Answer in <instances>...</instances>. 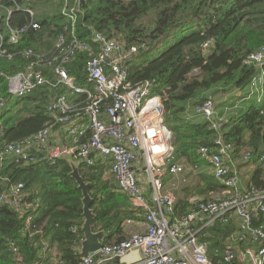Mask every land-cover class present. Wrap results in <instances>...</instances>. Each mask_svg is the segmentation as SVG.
<instances>
[{
	"label": "trees",
	"instance_id": "1",
	"mask_svg": "<svg viewBox=\"0 0 264 264\" xmlns=\"http://www.w3.org/2000/svg\"><path fill=\"white\" fill-rule=\"evenodd\" d=\"M72 7L77 16L73 33L64 13ZM24 9H31L33 15ZM33 22L37 29L31 27ZM12 32H18L15 42L10 40ZM94 32L119 40L126 48L136 47V54L127 62L131 83L153 79L156 83L153 91L160 95L175 147L172 162L184 168L177 177L169 178L177 185L176 215L190 209L189 197L206 199L222 188L212 175L199 171L202 161L196 150L200 145H210L220 133L233 144L235 153L246 148L253 157L264 154V97L255 103L243 99L246 108L224 119L219 117L224 110L215 111L213 121L221 122L218 128L193 113L195 106L217 94L225 96L219 103L222 107L246 97L257 69L244 60L264 46V0H0V98L6 100L0 107V152L8 145L33 142L47 124L53 125L52 130L59 126L46 111V103L53 97L50 87L43 85L25 96L10 97L8 78L32 64L51 79L52 67L60 64L59 57L52 60L58 56V39H65L67 46L73 34L87 42ZM91 55L76 51L60 66L83 86ZM231 89L243 93H226ZM61 90L57 87L54 92ZM85 98L81 96L79 101L84 103ZM29 152L35 154L34 149ZM105 168L98 162L82 164L80 173L91 182L92 229H103L102 241L108 243L123 239L125 221L135 215L125 195L118 194L117 184L103 178ZM68 171V164L58 157L39 163L8 159L2 164L0 193L22 183L30 193L38 188L43 206L30 224V230L37 232L29 236L23 230L24 215L0 204V264H15L10 241L20 247L27 264L40 261L41 237L49 243L48 256L66 264L79 262L80 255L73 248L77 237L71 227L82 223L81 192ZM247 184L264 187V159H258ZM232 229L230 225L211 229L212 260L220 259L213 249L222 245Z\"/></svg>",
	"mask_w": 264,
	"mask_h": 264
},
{
	"label": "built area",
	"instance_id": "2",
	"mask_svg": "<svg viewBox=\"0 0 264 264\" xmlns=\"http://www.w3.org/2000/svg\"><path fill=\"white\" fill-rule=\"evenodd\" d=\"M76 8L64 11L71 20L73 33L77 16ZM30 16L31 9H24ZM10 12L6 17L8 21ZM38 28L36 22L31 23ZM18 32H12L10 40L17 41ZM60 64L68 61L76 51H88L92 55L84 69L85 85L77 84L74 77L60 66L52 67V77L47 79L42 70L32 64L25 71L8 78V93L25 96L43 85L50 87L53 97L46 103V111L53 123L66 128V133L76 137L78 122L85 118L89 137L80 144L62 145L48 149L52 127L47 124L33 138L21 145H8L0 152V167L11 159L24 163H39L57 157L63 151L72 152L75 159L86 166L98 160L109 162V172L118 190L125 195L135 217L126 219L123 231L131 229L122 240L104 243L101 249L90 255L80 256L77 264H264V187L248 186L241 181V165L253 159L254 164L264 159L245 153L237 157L235 148L220 133L210 145H200L196 154L207 166L212 177L222 188L208 195L188 198L190 209L181 216L176 215L177 186L169 178L183 172V166L172 162L175 147L172 133L164 120L165 110L160 95L154 92L156 83L147 80L139 83L129 81L128 60L137 52L136 47L126 48L114 38L94 32L91 39L81 42L71 36L65 46L62 37L56 43ZM245 65L257 69L251 77L249 96L263 92L264 46L250 53ZM62 88L54 92L55 88ZM85 96V102L79 97ZM259 96L258 100L261 98ZM0 98V107L5 105ZM195 115L213 121L215 103L209 99L195 106ZM35 150V154L29 152ZM0 203L13 207L24 215L23 230L29 236L37 231L30 224L43 206L38 195L24 189L22 183L11 186L0 193ZM230 225L233 229L215 246L214 253L220 259L214 261L210 255L211 229ZM98 230V229H97ZM71 231L77 239L73 248L78 251L82 240L81 224H74ZM105 236V232H104ZM103 236V237H104ZM9 250L15 264H27L24 253L13 241ZM47 240L41 237L40 261L33 264H66L62 259L48 256Z\"/></svg>",
	"mask_w": 264,
	"mask_h": 264
},
{
	"label": "water",
	"instance_id": "3",
	"mask_svg": "<svg viewBox=\"0 0 264 264\" xmlns=\"http://www.w3.org/2000/svg\"><path fill=\"white\" fill-rule=\"evenodd\" d=\"M64 150V146H62ZM59 159L64 160L69 167L68 175L74 179L77 188L81 192L82 203V223L81 233L82 240L79 247L80 256H90L98 252L102 247V240L104 236V230H93L92 223L95 218V213L91 208L93 198L89 193L91 182L84 180L80 173V166L83 164L82 160L75 159L72 152L63 151L57 156Z\"/></svg>",
	"mask_w": 264,
	"mask_h": 264
},
{
	"label": "crops",
	"instance_id": "4",
	"mask_svg": "<svg viewBox=\"0 0 264 264\" xmlns=\"http://www.w3.org/2000/svg\"><path fill=\"white\" fill-rule=\"evenodd\" d=\"M262 91L263 92L261 93V96L259 94L258 97L256 98L257 100H258L259 96L261 98L264 97V86H263ZM244 98H248V96H246ZM244 98H242V99H244ZM226 108L227 107H225L224 112H226ZM228 115H230L229 112L227 113V115L225 117L227 118ZM89 134H90V131L87 128V123H86V119L85 118L81 119L78 122V125H77V133H76L75 139L71 138L66 133V128L64 126H60L59 125L57 128H55V129L52 130L51 143H50L48 149L54 150V149H56L55 147L61 148L62 145H67V146L75 145L76 142L78 141V139L87 137ZM97 162L100 163V164H102V165H105V167H106L105 168V171H104V174H103V178L104 179H106V178L107 179H112L111 182L114 183V184H116V182L114 181L113 177L110 175V172H109V166H110L109 165V162H107L105 164L101 163L99 160ZM201 167H204V166H201ZM199 171H202V172H205V173H208V174L211 175V171H210V169L207 166H205V168H203L202 170L200 169ZM240 179H241V181L243 183V181H245V182L248 181L249 176L248 175H244V176L242 175ZM37 189L38 188L34 189L35 192L33 194L38 195V190ZM115 191H116V189H115ZM117 192H118L119 195H122V193L118 190V188H117ZM121 198L124 199V197H121ZM176 201H177V196H176Z\"/></svg>",
	"mask_w": 264,
	"mask_h": 264
},
{
	"label": "rangeland",
	"instance_id": "5",
	"mask_svg": "<svg viewBox=\"0 0 264 264\" xmlns=\"http://www.w3.org/2000/svg\"><path fill=\"white\" fill-rule=\"evenodd\" d=\"M249 92V89L247 88V90L245 91V95L244 96H247V94L246 93H248ZM226 93H243V92H239L238 90H236V89H231V90H229L228 92H226ZM223 95H220V94H217L216 96H212L213 98H211V100H213L214 101V103H215V111H216V113H219V112H222L224 109H225V106H221V104H219L220 102H222L224 99H225V96H223ZM227 96V95H226ZM242 98H244V97H242ZM242 98H240L239 100H234L233 102H231V104H229V105H227L226 107V112H224V113H221L220 114V116L219 117H222V119H224V117L227 115V113L229 112V114H236V113H238L239 111H242L243 109H245L246 108V104H244L243 103V99ZM238 99V98H237ZM244 99H247V98H244ZM247 101V100H246ZM248 102H250V103H255L256 102V97L254 96V95H250L249 96V98H248ZM218 103V104H217ZM230 108V109H229ZM232 112V113H231ZM218 115V114H217ZM245 153H248V149H246V148H242L240 151H239V153H237L236 152V154H237V157H242V155L243 154H245ZM252 156V155H251ZM252 158H253V156H252ZM256 161V160H255ZM255 161H253V159L251 160V161H248L247 163L245 162V163H243L242 165H241V170H240V172H241V174L244 176V175H248L249 176V174H250V172H251V170H252V168L254 167V162ZM203 168H205V167H200L199 168V170L201 169H203ZM174 188L175 189H177V187H175V185H174ZM128 232H131V229H126V233H124L126 236L128 235Z\"/></svg>",
	"mask_w": 264,
	"mask_h": 264
},
{
	"label": "clouds",
	"instance_id": "6",
	"mask_svg": "<svg viewBox=\"0 0 264 264\" xmlns=\"http://www.w3.org/2000/svg\"><path fill=\"white\" fill-rule=\"evenodd\" d=\"M10 16V15H9ZM9 19V18H8ZM247 96H248V98H249V92H248V94H247ZM248 98L247 99H244V100H248ZM257 100V99H256ZM262 100V98H260L259 100H257V101H261Z\"/></svg>",
	"mask_w": 264,
	"mask_h": 264
},
{
	"label": "bare ground",
	"instance_id": "7",
	"mask_svg": "<svg viewBox=\"0 0 264 264\" xmlns=\"http://www.w3.org/2000/svg\"><path fill=\"white\" fill-rule=\"evenodd\" d=\"M69 26H70V25H69ZM52 77H54V76L52 75ZM14 97H21V96H15V95H14ZM2 107H3V106H2ZM0 204H2V203H0ZM102 243H103V241H102ZM103 244H104V243H103ZM103 244H102V245H103ZM78 251H79V250H78ZM78 253H79V252H78Z\"/></svg>",
	"mask_w": 264,
	"mask_h": 264
}]
</instances>
